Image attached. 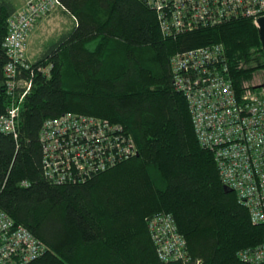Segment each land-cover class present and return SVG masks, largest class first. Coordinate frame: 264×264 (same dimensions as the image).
<instances>
[{
	"label": "trees",
	"instance_id": "1",
	"mask_svg": "<svg viewBox=\"0 0 264 264\" xmlns=\"http://www.w3.org/2000/svg\"><path fill=\"white\" fill-rule=\"evenodd\" d=\"M60 2L46 17L61 9L74 26L35 59L27 50L28 67L19 65L15 79L32 86L20 102L21 90L9 92L4 47L20 9L0 0V116L16 104L21 110L18 137L0 132V210L45 245L27 264H264L242 258L264 246V224L225 191L172 64L179 52L222 44L237 93L257 91L264 85L259 28L239 18L171 37L142 0ZM69 113L122 126L136 149L92 177L53 183L40 133ZM166 212L187 241V260L166 262L157 252L148 219Z\"/></svg>",
	"mask_w": 264,
	"mask_h": 264
},
{
	"label": "built area",
	"instance_id": "2",
	"mask_svg": "<svg viewBox=\"0 0 264 264\" xmlns=\"http://www.w3.org/2000/svg\"><path fill=\"white\" fill-rule=\"evenodd\" d=\"M154 8L162 32L177 37L232 19H251L258 27L264 0H142ZM62 7L60 0H27L9 19L4 43L9 92L19 89L20 102L32 83L15 79L28 67V38L37 23ZM174 85L186 97L199 143L214 154L220 178L235 191L254 224H264V85L238 94L222 44L177 53L173 59ZM20 105L0 116V132L18 137ZM109 121L65 114L44 123L40 133L45 176L55 184L77 183L116 165L118 156L132 153L131 136ZM157 252L163 261L187 260V241L172 213L148 219ZM45 245L23 225L0 210V264H27L44 254ZM247 262L264 260V246L242 255Z\"/></svg>",
	"mask_w": 264,
	"mask_h": 264
},
{
	"label": "rangeland",
	"instance_id": "3",
	"mask_svg": "<svg viewBox=\"0 0 264 264\" xmlns=\"http://www.w3.org/2000/svg\"><path fill=\"white\" fill-rule=\"evenodd\" d=\"M22 9L25 0H11ZM75 20L71 15L61 9L46 17L36 25L28 40V55L35 59L44 50L47 44L55 41L61 34L74 26Z\"/></svg>",
	"mask_w": 264,
	"mask_h": 264
},
{
	"label": "water",
	"instance_id": "4",
	"mask_svg": "<svg viewBox=\"0 0 264 264\" xmlns=\"http://www.w3.org/2000/svg\"><path fill=\"white\" fill-rule=\"evenodd\" d=\"M258 28H259V36L260 40L263 45V50H264V17L259 18L258 20ZM225 191L230 192L232 189H230L228 186H224Z\"/></svg>",
	"mask_w": 264,
	"mask_h": 264
},
{
	"label": "crops",
	"instance_id": "5",
	"mask_svg": "<svg viewBox=\"0 0 264 264\" xmlns=\"http://www.w3.org/2000/svg\"><path fill=\"white\" fill-rule=\"evenodd\" d=\"M26 1H27V0H25V1H24L22 8L25 6V4H26ZM14 5H15V6H16V8H17V5H16V4H14ZM17 9H18V8H17Z\"/></svg>",
	"mask_w": 264,
	"mask_h": 264
},
{
	"label": "bare ground",
	"instance_id": "6",
	"mask_svg": "<svg viewBox=\"0 0 264 264\" xmlns=\"http://www.w3.org/2000/svg\"><path fill=\"white\" fill-rule=\"evenodd\" d=\"M243 205V204H242Z\"/></svg>",
	"mask_w": 264,
	"mask_h": 264
}]
</instances>
